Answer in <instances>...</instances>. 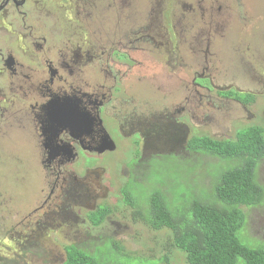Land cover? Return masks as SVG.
Masks as SVG:
<instances>
[{
  "label": "flooded vegetation",
  "instance_id": "obj_1",
  "mask_svg": "<svg viewBox=\"0 0 264 264\" xmlns=\"http://www.w3.org/2000/svg\"><path fill=\"white\" fill-rule=\"evenodd\" d=\"M39 1L0 0L2 136L14 131L9 120L22 117L24 151L41 146L43 156L49 154L45 161L50 170L61 172L71 158L76 168L82 163L84 171L98 170L96 185L104 189L102 198L109 192L102 183L104 157L119 148L123 154L112 163L142 185L155 168L152 161L158 166L165 158L184 163L179 157L187 153L193 155L195 165L201 154L200 135L194 134L187 122L200 123L193 106L200 99L199 88L207 94L215 88L211 74L202 75L197 65H204L202 70H225L234 61L243 64L242 60L250 58L252 42L264 39L262 14H257V20L247 16L248 7L259 10L251 0H131L123 6L67 0L56 18L37 29L36 16L43 14L48 4ZM63 10L73 18H62ZM106 12L118 18L107 20ZM128 14L134 21L120 18ZM106 27L113 31L103 40L96 34ZM157 32L162 41L153 47L167 56V61H156L160 70L151 68L143 53ZM201 44L210 49L211 57L203 54ZM149 75L153 79H148ZM202 76L207 81L203 86L198 83ZM10 84L11 99L6 94ZM134 170L140 174L134 175ZM9 173L16 176L18 170L15 167ZM48 177V198L52 199L55 182L50 173ZM86 186L92 193L93 185L86 182ZM79 190L73 180L64 189L63 198L79 195ZM119 193L125 196L120 188ZM4 211L1 208V218ZM21 216L28 222L34 218L29 212L15 214L19 221ZM28 222L17 228L8 225L10 230L0 226V238H12L15 230L18 244L24 242L23 248L39 252L40 233L25 231Z\"/></svg>",
  "mask_w": 264,
  "mask_h": 264
},
{
  "label": "rangeland",
  "instance_id": "obj_2",
  "mask_svg": "<svg viewBox=\"0 0 264 264\" xmlns=\"http://www.w3.org/2000/svg\"><path fill=\"white\" fill-rule=\"evenodd\" d=\"M46 1H39L40 4L46 3L47 7L43 9V14L36 16L37 29L45 28L47 22L56 18L58 12L69 3L67 0ZM98 2L104 4L117 3L119 6L132 3L131 0H98ZM251 2L259 10L248 7V18H256L255 20H257V14L261 13V21L264 23V0H251ZM61 14L64 19L73 18V16H69L67 10H63ZM115 18L118 17L108 12L105 13V19L113 20ZM120 18L128 22L134 21V18L129 14ZM107 24L111 23L108 22ZM112 31L106 27L96 35L107 40ZM161 41L162 35L157 32L152 44L143 52L149 61V66L158 68V70L160 68L156 65V61L160 58L167 61L165 53H161L153 47ZM200 47L207 58L211 57L210 49L206 45L201 44ZM232 51L234 50L232 49ZM248 54L250 58L246 57L242 60L243 64L234 61L231 65L224 67L225 70H202L205 66L197 65V69L202 75L211 74L215 88L208 94L201 87L199 88L200 99L194 102L193 106L200 115V123L194 126L191 122H187L194 134L218 139H232L236 132L245 126L251 124L264 126V39H258L257 42L253 41ZM185 59L189 60L187 56ZM121 61L127 62L128 60L121 59ZM216 66L221 67L219 60L216 62ZM250 68L253 70H249ZM136 77L138 78L139 75ZM145 77L146 75H143L142 79ZM202 77L203 79L198 80V83L203 86L207 81L206 76ZM148 79H153V77L149 75ZM225 90L236 91L235 94L238 95L236 99L239 102L232 98L225 99L218 93V91L226 93ZM245 92H250L254 96L250 104L243 103ZM6 94L9 99L12 98V84H10ZM227 97L230 96L227 95ZM9 126L14 131L5 137L2 136L0 129V147L6 149L5 151L0 149V182L2 183L0 206L6 210L4 211L5 217H0V226L8 230H10L8 225L17 228L21 222H28V219L21 216V221H19L15 214H28L29 212L34 218L26 223L27 230L25 231L40 233L41 250L38 255L28 248H23L21 245L26 244L24 242L18 244L13 237L0 238L1 264H64L68 253L66 249H69L67 247L69 244H74L75 247L90 252L89 256L96 261L115 260L121 264H189L182 250L172 246V233L169 228L152 229L142 221L132 219L134 209L126 204L124 196L119 193L120 186L132 180L128 179L129 174L123 171L119 165L112 163L122 156V148L104 157L103 166L106 168L102 183L109 189L108 196L102 198L104 189L95 187L93 196L70 197L64 203L67 214L50 220V226L47 227L45 217L61 206V193L66 181L69 180L70 168L76 170L80 176H84L95 185L99 171H84L82 163L78 165L79 168H76L73 161H70L64 167V173L61 176L57 177L52 174L53 178L57 177L59 183L52 199H49L47 195L48 174L45 172L42 163L45 158H49V154L44 158L37 159L38 146L34 147L32 151H24V143L21 138L24 134L22 117L14 116L12 120H9ZM179 159L184 163L177 159L165 158L164 164L161 163L158 166L155 161H152V166L155 168L148 175L147 182L143 185L148 190H144L145 192L132 190L133 193L138 197H146L150 195L149 193L155 186L164 196H167L169 202L173 203V210L180 211L183 206L185 208L187 203L194 199L206 201L203 198L207 196L209 198L216 177L231 164L230 161H222L220 158L202 151L199 161L195 162V165H193L192 154L185 153ZM44 163L47 164L48 162L45 161ZM51 165L53 164H50L49 167ZM15 167L18 170L16 176L9 173ZM32 167L35 180H33V174L29 172ZM50 172L54 171L50 170ZM23 174L26 175V182H24ZM133 174L138 175L140 171L134 170ZM256 179L264 189V157L257 165ZM11 182L16 188L20 186V191L23 193L17 197L13 192L10 198L5 199L2 195L9 188ZM18 199L26 204L22 206V203L17 202ZM96 207H107L110 210V213L99 225H93L89 219ZM240 207L245 212L246 221L237 232L239 240L248 247L261 248L264 251V198L261 203L255 206ZM35 228L36 230L33 231ZM12 232V234L17 235V231ZM236 264H245V262L238 258Z\"/></svg>",
  "mask_w": 264,
  "mask_h": 264
},
{
  "label": "trees",
  "instance_id": "obj_3",
  "mask_svg": "<svg viewBox=\"0 0 264 264\" xmlns=\"http://www.w3.org/2000/svg\"><path fill=\"white\" fill-rule=\"evenodd\" d=\"M235 93L229 91L224 94L238 98ZM245 93L243 103L250 104L254 96L250 92ZM190 147L194 148L193 140ZM0 149L6 150L4 147ZM199 149L222 161L231 162L214 180L209 198L200 197L206 201L194 199L178 211L173 210V203L157 187L153 186L149 196L138 197L132 190L145 192L148 188L133 181L126 182L120 186V191L125 195L126 204L134 209L132 219L142 221L152 229L169 228L172 246L182 250L189 264H236L238 258L243 259L245 264H264V251L248 247L237 236L246 221L240 206H255L264 198V189L256 179L257 165L264 157V126H245L232 139L200 136ZM0 187L2 189V183ZM20 189L11 182L2 197L10 198L13 192L19 197L23 193ZM17 202L22 206L26 204L20 199ZM109 213V208L101 207L92 212L89 219L93 225H99ZM16 236L13 235V239ZM67 247L64 264H121L115 260L96 261L89 256L90 252L74 244ZM29 250L39 255L41 249L39 252Z\"/></svg>",
  "mask_w": 264,
  "mask_h": 264
},
{
  "label": "clouds",
  "instance_id": "obj_4",
  "mask_svg": "<svg viewBox=\"0 0 264 264\" xmlns=\"http://www.w3.org/2000/svg\"><path fill=\"white\" fill-rule=\"evenodd\" d=\"M234 100H236V101H238L237 99H234ZM239 102V101H238ZM202 136V135H201ZM48 153H45L44 154V156H43V154L41 153V146H39V149H38V151L36 152V158L37 159H39V158H44V157H46V155H47ZM46 159V158H45ZM45 159L42 161V163H43V167H44V170H45V172L48 174V173H50V177L53 179V177H52V174L53 175H56L57 177L58 176H61V174H63L64 172V167L65 166H67L68 165V163L70 162V161H73L72 160V158L71 159H69L68 161H67V163L62 167V171L61 172H59V171H57V169H53V171L54 172H50V169H48L47 167H46V164L44 163L45 162ZM41 164V163H40ZM38 165H39V163H38ZM34 166V165H33ZM41 166H42V164H41ZM28 170H29V168H27ZM29 172H31L32 174H33V167H32V169L31 170H29ZM24 175V174H23ZM34 175V174H33ZM24 177H25V180H24V182H26V175H24ZM48 180H49V177L47 178V186H48ZM73 180H76V182L79 184V186H80V190H79V195H75V194H71V195H67L65 198H63V192H64V189L66 188V186H67V184L69 183V182H71V181H73ZM86 182H88V183H90V184H92L93 185V188H94V190H93V192L91 193L88 189H87V186H86ZM95 187H98L97 185H95V184H93V183H91L87 178H85L84 176H80L77 172H76V170H74V169H72V168H70V170H69V180H67L66 181V184H65V187L62 189V193H61V206L59 207V209H57L55 212H51L48 216H46L45 218H46V221H45V224H46V226L48 227V226H50V220H49V217L50 216H52L53 217V219H56L57 217H61L62 215H65L64 214V212H62V209L61 208H64V210H66V208H65V201L67 202L68 200H69V198L70 197H77V198H80V197H87V196H93L94 194H95ZM56 188V187H55ZM55 188H54V191H55ZM54 193V192H53ZM47 195H48V191H47ZM53 195V194H52ZM51 198H52V196H51ZM101 208V207H100ZM99 210V209H98ZM58 212V215H56V213ZM107 217V216H106ZM36 230V228L33 230V231H35ZM65 262V261H64ZM12 264V263H11Z\"/></svg>",
  "mask_w": 264,
  "mask_h": 264
},
{
  "label": "water",
  "instance_id": "obj_5",
  "mask_svg": "<svg viewBox=\"0 0 264 264\" xmlns=\"http://www.w3.org/2000/svg\"><path fill=\"white\" fill-rule=\"evenodd\" d=\"M57 177H54L53 178V180H54V182H55V187H57V185H58V183H59V181L56 179Z\"/></svg>",
  "mask_w": 264,
  "mask_h": 264
}]
</instances>
